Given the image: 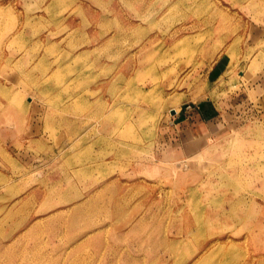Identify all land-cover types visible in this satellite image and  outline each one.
I'll use <instances>...</instances> for the list:
<instances>
[{
	"label": "rangeland",
	"instance_id": "1",
	"mask_svg": "<svg viewBox=\"0 0 264 264\" xmlns=\"http://www.w3.org/2000/svg\"><path fill=\"white\" fill-rule=\"evenodd\" d=\"M0 264H264V0H0Z\"/></svg>",
	"mask_w": 264,
	"mask_h": 264
}]
</instances>
